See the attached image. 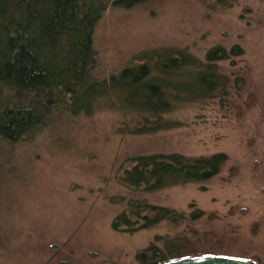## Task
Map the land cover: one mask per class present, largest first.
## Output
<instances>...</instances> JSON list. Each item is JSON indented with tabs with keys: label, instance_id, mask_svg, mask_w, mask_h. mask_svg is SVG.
<instances>
[{
	"label": "rangeland",
	"instance_id": "obj_1",
	"mask_svg": "<svg viewBox=\"0 0 264 264\" xmlns=\"http://www.w3.org/2000/svg\"><path fill=\"white\" fill-rule=\"evenodd\" d=\"M93 42L95 73L106 79L146 58L183 52L205 61L214 48L235 46L243 53L217 61L222 81L206 96L196 95L199 74L177 79L192 93L172 88L167 112L149 114V105L126 103L113 88L88 113L55 111L32 139L10 146V156L0 150L9 169L0 184V264H140L138 252L156 236L175 234L193 249L264 264V0L111 4ZM171 152L229 159L211 179L150 194L120 183L132 157ZM121 196L204 215L118 231L113 220L129 199Z\"/></svg>",
	"mask_w": 264,
	"mask_h": 264
},
{
	"label": "trees",
	"instance_id": "obj_2",
	"mask_svg": "<svg viewBox=\"0 0 264 264\" xmlns=\"http://www.w3.org/2000/svg\"><path fill=\"white\" fill-rule=\"evenodd\" d=\"M137 1L0 0V150L8 149L10 156V146L32 139L37 130L47 126L55 111L88 113L94 101L109 89H122L126 103L149 105L141 109L158 115L171 108L172 88L192 93L190 82H177L189 72L200 75L197 96L219 89L222 75L217 61L242 54L239 46L231 50L216 47L207 53L205 61L183 52L160 56L157 62L146 58L144 63L126 67L110 79L95 73L93 40L98 20L111 4L129 7ZM0 156L1 184L9 169L4 168ZM228 159L225 153L199 157L177 152L138 155L129 159L133 164L119 181L133 193L150 194L211 179ZM127 198V207L112 223L118 231L135 232L162 221L178 226L187 218L195 221L204 215L200 210L187 215L146 198L121 196ZM190 243L183 234L156 236L136 257L140 264H161L190 256H228L216 249H193Z\"/></svg>",
	"mask_w": 264,
	"mask_h": 264
},
{
	"label": "water",
	"instance_id": "obj_3",
	"mask_svg": "<svg viewBox=\"0 0 264 264\" xmlns=\"http://www.w3.org/2000/svg\"><path fill=\"white\" fill-rule=\"evenodd\" d=\"M161 264H260L253 259L223 256V255H199L180 259H174Z\"/></svg>",
	"mask_w": 264,
	"mask_h": 264
}]
</instances>
